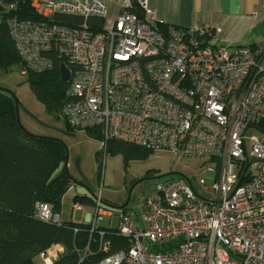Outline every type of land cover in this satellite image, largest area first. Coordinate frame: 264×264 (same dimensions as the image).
I'll use <instances>...</instances> for the list:
<instances>
[{
    "label": "built area",
    "instance_id": "1",
    "mask_svg": "<svg viewBox=\"0 0 264 264\" xmlns=\"http://www.w3.org/2000/svg\"><path fill=\"white\" fill-rule=\"evenodd\" d=\"M19 1L0 0V24L24 70L50 68L52 55L67 68L59 114L69 127L95 131L103 144L197 159L214 173L212 191L203 179H166L138 209L114 213L99 192L91 230L116 213L127 245L92 264H264V42L221 43L210 27L159 30L147 0H121L123 11L102 29L91 19L106 17L103 0H23L34 17ZM35 215L61 222L50 203H37ZM62 250L40 252L41 264Z\"/></svg>",
    "mask_w": 264,
    "mask_h": 264
},
{
    "label": "trees",
    "instance_id": "2",
    "mask_svg": "<svg viewBox=\"0 0 264 264\" xmlns=\"http://www.w3.org/2000/svg\"><path fill=\"white\" fill-rule=\"evenodd\" d=\"M19 4L24 15H34L26 2L20 0ZM131 11L142 14L139 8L133 7ZM57 18L65 22L78 20L63 15ZM91 23L97 29L103 28L102 19L93 18ZM156 26L166 30V24ZM52 58L53 64L48 69L24 70L8 29L0 24V68L21 65L36 100L47 112L58 114L65 100L67 83L59 75L60 61L54 59V55ZM85 132L101 141L97 132ZM102 148L106 154H120L125 163L145 159L152 152L115 139L102 143ZM64 158L65 149L60 142L32 136L18 126L14 100L0 89V264H41L39 253L53 244L63 248L53 264H92L126 247V239L116 233V228L105 229L98 225L91 230L90 223L61 221L57 225L36 217L37 203H50L57 212L63 194L71 186L62 170ZM73 202L93 206L95 198L85 194L76 196ZM99 231H103L102 237ZM103 243L108 244L107 251H102Z\"/></svg>",
    "mask_w": 264,
    "mask_h": 264
},
{
    "label": "rangeland",
    "instance_id": "3",
    "mask_svg": "<svg viewBox=\"0 0 264 264\" xmlns=\"http://www.w3.org/2000/svg\"><path fill=\"white\" fill-rule=\"evenodd\" d=\"M22 71V66L18 64L0 68V88L9 90L18 100L19 121L28 132L56 138L66 146L69 173L77 180L85 179L93 198L100 192L102 201L120 204L126 199L129 187L138 181L127 205L138 209L143 198L154 195L155 184L166 179H203L207 189L212 191L214 173L207 171L200 160L153 151L145 159L125 163L120 154H106L100 140L84 130L69 128L59 113L47 112L32 94ZM76 161L81 175L76 169ZM89 189L72 184L66 190L57 209L61 221L79 222L86 213L93 212V206L87 204H81L83 210L71 211L74 198L89 194ZM117 222L116 213L111 217L104 214L99 226L115 229Z\"/></svg>",
    "mask_w": 264,
    "mask_h": 264
},
{
    "label": "crops",
    "instance_id": "4",
    "mask_svg": "<svg viewBox=\"0 0 264 264\" xmlns=\"http://www.w3.org/2000/svg\"><path fill=\"white\" fill-rule=\"evenodd\" d=\"M103 1L107 4L103 28H109L123 9L121 0ZM147 5L158 23L210 27L221 43L248 46L264 41V0H147ZM92 213L79 222L90 223Z\"/></svg>",
    "mask_w": 264,
    "mask_h": 264
},
{
    "label": "water",
    "instance_id": "5",
    "mask_svg": "<svg viewBox=\"0 0 264 264\" xmlns=\"http://www.w3.org/2000/svg\"><path fill=\"white\" fill-rule=\"evenodd\" d=\"M59 75H60V78L62 81H67L68 80V70L67 68L63 65V64H60L59 65ZM1 90L3 91H6L8 92L13 100H14V105H15V114H16V122L18 124V126L20 128H22L25 132L29 133L30 135L32 136H39V135H34V134H31L30 132H28L20 123L19 121V117H18V109H19V102L18 100L16 99V97L14 96V94L12 92H10L9 90H6V89H3V88H0ZM40 137H43V138H47V139H51V140H55V141H58L60 142L63 146H64V149H65V158H64V162H63V166H62V170L64 171L65 175L67 176V178L69 179L70 183L73 184V185H78V186H82V187H86L89 189V186L87 184V182L85 181V179H81V180H77L75 178H73V176L69 173L68 171V162H67V148L66 146L61 142L59 141L58 139L56 138H52V137H46V136H40ZM76 165V169L79 173V175H81V171L79 169V165H78V162L76 161L75 163ZM138 183V181L134 184H132L129 189H128V192H127V197L126 199L124 200L123 203L121 204H114V203H111V202H107V201H102V204L110 209H113V210H116V211H120L122 210L123 208L127 207L129 201H130V196H131V193H132V190L134 188V186ZM89 195L91 197H94L91 192H90V189H89Z\"/></svg>",
    "mask_w": 264,
    "mask_h": 264
},
{
    "label": "flooded vegetation",
    "instance_id": "6",
    "mask_svg": "<svg viewBox=\"0 0 264 264\" xmlns=\"http://www.w3.org/2000/svg\"><path fill=\"white\" fill-rule=\"evenodd\" d=\"M122 203V202H121Z\"/></svg>",
    "mask_w": 264,
    "mask_h": 264
}]
</instances>
